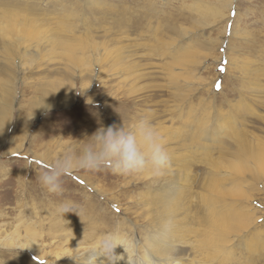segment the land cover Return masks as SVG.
Segmentation results:
<instances>
[{"label":"rangeland","instance_id":"374dc122","mask_svg":"<svg viewBox=\"0 0 264 264\" xmlns=\"http://www.w3.org/2000/svg\"><path fill=\"white\" fill-rule=\"evenodd\" d=\"M218 1L65 0L68 6L76 2L78 11L77 15L65 19L60 12L50 16H17L14 14L19 12L18 4H13L15 11L6 10L10 15L6 16V21L0 19V39L3 32L21 34L27 42L25 45L34 46L49 34H63L72 35L74 42L70 43L71 50L68 48L63 59L53 49L42 60L24 61L22 70L16 67L12 78L0 75V113L9 110L4 121L0 116V264H83L91 245L106 231L145 254L148 222L141 201L148 192L145 172L123 176L107 167L97 171L82 170L61 178L63 191L60 193H49L38 180L39 173L56 158L77 146L82 148L85 136L91 135L101 123L105 126L119 124L122 118L130 123L141 114L148 115L157 129L163 123L171 132L173 128L175 132L181 129L190 132V126L197 120L210 116L211 121L218 116L225 119L226 124L231 122L232 130H247L249 140L262 143L252 148L254 157L249 160L256 165V178H251V172L242 168L244 160L224 163L225 169L238 176V185L229 191L228 200L255 210V216L248 222L249 228L227 215L228 220L217 224L202 245L199 238L192 235L183 239L181 248L186 249L185 255L203 264H264V105H257V90L249 88L256 83L264 84V0H233L227 11L226 5L219 7L218 16L206 14L200 18L194 14L196 3L217 4ZM155 28L166 44L168 41L177 47L189 45L190 55L196 57L195 65L188 71L192 81L186 89L189 92H175L173 81L163 70L171 60L156 57L158 53L147 47L153 43ZM183 28L189 34L181 38ZM122 34L131 38L129 43L142 40L140 47L144 51L136 48L143 65L139 69L143 74L141 80L132 78L126 82L114 77L116 73L109 62H101L92 79L84 75L82 79L70 77L71 70L83 68L78 62L81 54L99 48L109 55L113 42ZM65 47L61 44L62 51ZM159 65L162 68L157 70ZM61 67L67 69L64 76L56 75V68ZM101 71L104 74H100ZM189 78L184 76V80ZM44 88L50 90L48 95L52 102L59 99L66 104L36 116V110L43 107L47 98L42 91ZM181 93L186 94L185 97ZM175 94L180 96L177 98ZM3 99L8 106L2 104ZM182 99L185 102H179ZM160 135L163 141L169 138ZM221 137L229 141L224 134ZM224 142L225 150L229 151L227 144L232 141ZM181 148L183 156L192 160L190 148L184 145ZM220 148L213 151L220 158L218 162L222 161ZM195 165L189 175L196 177L193 190L200 193L207 179L206 168ZM65 201L73 202L78 212L58 216L57 206ZM220 229L226 231L229 240H234V235L239 236L225 243L232 255L224 256L212 246L220 245L217 238ZM93 232L100 235L92 237ZM196 239L198 245L204 246L205 254L193 250ZM120 250L116 249L122 253Z\"/></svg>","mask_w":264,"mask_h":264},{"label":"bare ground","instance_id":"6f19581e","mask_svg":"<svg viewBox=\"0 0 264 264\" xmlns=\"http://www.w3.org/2000/svg\"><path fill=\"white\" fill-rule=\"evenodd\" d=\"M233 2V0H219L217 4L215 3L202 5V3H196L194 5L195 9H193L195 12L194 14H198L200 18L203 15L206 17V14H210L211 16H218V12L221 11V9L219 8L220 6L223 7L224 5H226L227 11L228 8L230 9V7H232ZM65 3V0H12L6 2L1 1L0 19L2 18L5 20L6 16L10 15L6 12V10L15 11V6L13 4H18L17 9L19 12L18 14H14L17 16H19L20 14H42L43 16H50L52 14L55 15V12H60L61 14H63V19H65L77 15L78 11L75 9L77 7V3L75 2V4L73 3L74 5L70 6L66 5L67 3ZM125 14L127 15V13ZM8 18H11V16H9ZM119 21L120 18L118 22ZM148 26V28H150L149 24ZM152 27L153 26H151V28ZM173 27L174 26H172V28ZM180 31L181 38H184L189 34L186 28L180 29ZM153 32V43L147 45V47H149L152 52L158 53L156 57H167L171 60L170 65L169 63H167V66L163 67V70L164 75L167 78L170 77L171 82L173 81L171 85H173L175 92L176 90H181L185 93L189 92L190 90L186 92V89L190 88V84L192 81H190V78L188 77L191 75L189 74L190 72L188 73V71H190L191 66L195 65L196 63V57H192L190 55L192 51L188 48L189 45L182 47H179L178 45L177 47V45H175L174 43L169 44L168 41L166 44V41L161 40V38L159 37L157 28H155ZM145 33L149 34L148 31ZM224 33L226 34V32ZM129 39L131 38L128 35L122 34L119 39H116L113 42V51L109 55L108 53L103 52L102 50L99 51V48H96L98 50L95 49V51H91L90 53L81 54L82 57L78 60V62L82 64L81 66H83V68L81 71L71 70L72 72L70 77L75 80L77 78L82 79L81 75H84L92 79L98 73V65H100L101 62H109L112 64V71L116 73L114 74V77L117 76L120 80L126 82L132 78H135V80H141L143 78V74L139 71V69H141L143 65L140 64L139 58L141 55L138 56L139 54H137L136 48H140L144 51V49L141 48L142 40H140V38L139 42L129 43L132 42ZM72 42H74L72 35H70L69 37L68 35L63 34L59 36L57 34H49L44 37V39H42L39 43H36L34 44V46H31L25 45V43L27 42L21 34H10L7 32H3V38L0 39V75H8L10 78H12L13 75L16 74V67L17 69L22 70L21 65L24 63V61L42 60L46 58L52 52L53 49H55V53L57 54V56L60 59H63L69 52V49L71 50L70 43ZM61 44L66 46L63 51L61 49ZM161 66L159 65L157 70ZM154 68L156 67H153V69ZM56 71H58L56 74L58 76H64L67 73L66 67L56 68ZM102 71L100 72V74H104V72L102 73ZM51 76L53 77L52 74ZM184 76L189 79L184 80ZM132 82L134 83V81ZM249 88L251 90H257L255 94L257 100L255 101L258 104H256L260 107L261 104L264 105V84L261 82L256 83L254 87H250L249 85ZM53 90L54 88L52 89V91ZM42 91L47 96V98L45 99L44 104H42L43 107L36 110V116L43 113L44 111L54 108L56 109V107H62L66 104L64 101L59 99H55L56 101L52 102L48 95V93L50 92L49 89L45 90L44 88L42 89ZM180 95L185 97L186 94L183 95L181 93ZM180 95H176V97H179ZM182 101L183 99L179 102ZM2 104L8 106L6 104L5 99L2 100ZM182 104L181 106H183ZM30 105L33 104L31 103ZM8 115L9 110L4 109L0 113L1 121H4L8 117ZM209 117H203L202 121L197 120L198 122L195 125L190 126V132H186L185 130L183 131L182 129L181 132H175L176 128H173L174 131L171 132L169 127L164 126L163 123L159 124V133L162 134V136L164 137L167 136V138L169 136V138L164 141V144L170 158V163L169 166L159 175L152 174L150 171H145L146 177H144L147 179V183L145 185L148 188V192L143 198H141L142 204H144V208L146 211V219L148 222V226L146 229L148 236L145 238V254H149L152 257H162L164 255L170 254L176 258L177 264H203L202 262L197 261L195 258L190 257V255H185L186 249L181 248L183 247L182 244L184 238H187L192 235L194 237L196 236L197 238H199L198 241L202 245L204 243L203 240L208 237L210 231L213 230L214 227H218L217 224L228 220L226 219L227 215H229V217L233 219V221L234 219L235 221H239L240 225H242L243 223L246 228H249L250 223L248 224V222H250V220H252V218L255 216V210H253L252 207L243 205L241 202L239 203L238 201L228 200L227 196L230 195L229 191L237 187L238 185V176L232 171H228L229 169H225L224 163L226 160H244V165L242 166V168L248 172H251V178H256V165L249 160L250 158L254 157V151L252 150V148H257L261 146L262 143L254 140L252 141L251 139L249 140L246 135L247 130L245 129V131H239L242 128H239V130H232L233 128H231L230 125L231 122L226 124L225 119L223 120L222 117L219 118L218 116H214L213 119L211 118V121L209 120ZM180 128L181 127H179V129ZM163 131H165V133ZM222 134H224V137L226 139L232 141L230 145L227 144L230 149L229 151H226L225 145H223L225 144L224 141H229L221 140ZM178 140L180 141V143H177ZM216 142L219 143L216 144ZM176 143L177 147H175ZM207 143L209 144L208 147L205 146V144ZM183 145L188 146L192 151V160L183 156L184 152L183 148H181V146ZM220 147H222L223 152L219 151L218 153H222V161L218 162V159L220 158H217L215 156L217 154H214L213 151L221 149ZM225 154L231 155V157L229 156L230 158H227ZM186 160H189V162L182 163V161ZM174 163L176 165H174ZM195 164L203 165V167L206 168L205 174H207V179L203 182L202 188H200V193L199 190H197L198 193L193 190V183L196 181V177H191L189 175L191 173V167ZM245 197H247V195H245ZM109 233L111 232L106 231L105 234ZM92 234V237L100 235L99 233L96 234L95 232H93ZM237 237L239 236L234 235V240ZM217 238L220 242V245H212L215 251L218 249L219 251L224 253V256H226V254L232 255L230 254L233 253L232 250L229 248L226 249L225 243L226 241L230 242L234 240H229L226 236V231L223 229L219 230ZM191 240L193 241V239ZM84 241L86 240L84 239ZM199 242H197V245L193 246V250L203 255V253L205 254V252H203L204 246L202 247L201 245H198ZM93 245H91V247ZM117 248H121L120 251H122L123 253L124 250L122 246H118ZM89 256L90 254L85 257V261L83 264H90V260L88 259ZM121 264H124V262L121 261Z\"/></svg>","mask_w":264,"mask_h":264},{"label":"clouds","instance_id":"9594fccd","mask_svg":"<svg viewBox=\"0 0 264 264\" xmlns=\"http://www.w3.org/2000/svg\"><path fill=\"white\" fill-rule=\"evenodd\" d=\"M86 143L66 151L38 175L39 183L49 193H60L62 177L78 171H97L105 167L117 175H133L150 171L159 175L170 163L164 141L150 117L141 114L130 123L122 122L105 126L102 123ZM78 212L77 206L65 201L57 206L56 214L63 216ZM118 246L123 253H117ZM90 264H177L173 255L152 257L140 254L132 244H127L115 234H105L92 246Z\"/></svg>","mask_w":264,"mask_h":264},{"label":"snow or ice","instance_id":"6c2138e0","mask_svg":"<svg viewBox=\"0 0 264 264\" xmlns=\"http://www.w3.org/2000/svg\"><path fill=\"white\" fill-rule=\"evenodd\" d=\"M233 15H235V13L233 12ZM221 70H223V69H221ZM216 87H217V89H219V84H217L216 85Z\"/></svg>","mask_w":264,"mask_h":264}]
</instances>
